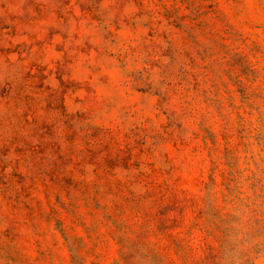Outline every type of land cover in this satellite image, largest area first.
Listing matches in <instances>:
<instances>
[{"label": "rangeland", "instance_id": "rangeland-1", "mask_svg": "<svg viewBox=\"0 0 264 264\" xmlns=\"http://www.w3.org/2000/svg\"><path fill=\"white\" fill-rule=\"evenodd\" d=\"M0 264H264V0H0Z\"/></svg>", "mask_w": 264, "mask_h": 264}]
</instances>
